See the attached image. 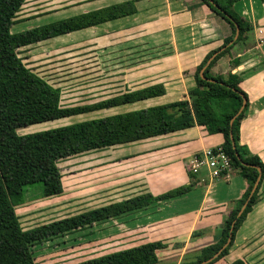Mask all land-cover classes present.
Returning <instances> with one entry per match:
<instances>
[{
    "label": "crops",
    "instance_id": "crops-1",
    "mask_svg": "<svg viewBox=\"0 0 264 264\" xmlns=\"http://www.w3.org/2000/svg\"><path fill=\"white\" fill-rule=\"evenodd\" d=\"M126 2L133 3L135 13L24 47L39 48L43 60L39 66L33 64L40 70L36 74L61 94V84L48 77L53 68L45 59L54 61L62 77L71 67L78 78H87L86 86L80 87H87L93 103L163 85L161 96L96 111L103 113L98 117L189 102L188 90L196 85V68L231 36L229 25L201 0H70L56 8V13L74 17ZM233 10L252 24L253 31L247 46L233 45L211 65L209 75L231 73L241 78L239 87L247 95L248 109L235 131L237 143L247 157L257 156L264 165V3L240 0ZM222 144L221 134L209 135L196 126L111 148L117 153L113 160L117 159L119 169L129 173L120 180V185L128 183L122 189H133L135 193L107 204L144 193L157 196L182 186L193 187L181 196L119 217L118 224L105 228L99 239L123 243L112 252L161 241L166 247L159 251L157 264H189L196 260L202 249L218 241L223 221L247 189V183L236 172L229 181L209 184L201 180L204 176H192L186 170L190 156ZM258 195L259 201L238 228L227 255L213 264L237 260L264 264V178Z\"/></svg>",
    "mask_w": 264,
    "mask_h": 264
},
{
    "label": "trees",
    "instance_id": "trees-1",
    "mask_svg": "<svg viewBox=\"0 0 264 264\" xmlns=\"http://www.w3.org/2000/svg\"><path fill=\"white\" fill-rule=\"evenodd\" d=\"M201 1L229 25L231 36L196 68V85L188 90L189 102L183 100L19 135L18 129L32 125L158 97L164 94V88L158 84L92 104L63 106L60 90L27 68L18 51L54 37L131 15L135 13L133 3L126 2L14 33L11 28L18 22L17 16L26 0H0V264H36L32 252L35 244L84 230L189 192L192 184L157 196L144 193L27 230L22 228L16 213V208L25 203L23 188L26 186L40 184L41 199L63 194L58 164L64 160L196 126L209 135L223 136L221 147L229 156L234 172L247 183V189L234 202L233 210L223 221L218 241L202 249L199 257L189 264H202L210 259L205 264H213L227 255L238 228L259 201L264 165L257 156L247 157L237 143L235 131L248 109L247 95L239 87L241 78L231 73L212 77L209 69L233 45L242 43L246 47L253 26L234 12L233 5L240 0ZM261 2L264 3V0ZM237 28L238 37L230 44ZM222 48L207 65L209 58ZM242 106L241 113L230 125V120ZM258 178V185L250 196ZM245 202L247 204L238 216ZM230 233L229 244L215 256L227 242ZM165 247L166 244L161 241L145 242L73 264H157L158 253ZM231 264L244 263L237 260Z\"/></svg>",
    "mask_w": 264,
    "mask_h": 264
},
{
    "label": "rangeland",
    "instance_id": "rangeland-1",
    "mask_svg": "<svg viewBox=\"0 0 264 264\" xmlns=\"http://www.w3.org/2000/svg\"><path fill=\"white\" fill-rule=\"evenodd\" d=\"M68 1L70 0H26L17 16L18 22L13 26L12 32L18 33L20 30L35 25L43 26L72 17V15L69 16V13L68 16L66 13L62 14L61 11L56 13V8L60 9L62 7L61 5ZM47 14H49V16L43 17ZM38 51V47L21 48L18 51L19 57L29 69H37L35 73L40 72V70H38V67L34 68L33 64L36 62L39 66L40 60H43L41 59L43 57L39 56ZM47 58H49L47 60H50V57ZM44 62L51 65L50 68H53V72L50 73V75L48 72L50 80L54 83L61 84V104L63 106L93 103V98L89 97L90 94L87 92V87H80L86 86L87 78H78L79 76L74 73L75 70L71 67L65 70L66 76L62 77L61 70L57 69L56 65H53L54 61L46 62L45 59ZM45 71H47V69H42V72ZM100 115H103V113L93 112L67 119L50 121L18 129L17 133L19 135H24L38 132L93 119ZM114 150L115 149H108L90 152L60 162L58 166L61 170L64 188V192L60 196L41 199L42 187L40 184L24 187L23 196L25 203L16 208V213L22 228L27 230L54 220L73 216L135 193L133 189H122V187L126 186V184L128 185V183L120 185V180L123 179L122 177L126 179L129 173H122L119 169V164L116 163L117 159L113 160V157L117 155ZM121 193L124 194L119 195ZM119 219L120 218L111 219L84 230L35 244L32 247V252L36 259L35 263L73 264L105 255L118 249L123 246V243L118 245L116 239L107 243L99 238L104 236L105 228H114L118 224L116 222ZM109 222L110 224H108ZM106 224L107 226L104 227Z\"/></svg>",
    "mask_w": 264,
    "mask_h": 264
},
{
    "label": "built area",
    "instance_id": "built-area-1",
    "mask_svg": "<svg viewBox=\"0 0 264 264\" xmlns=\"http://www.w3.org/2000/svg\"><path fill=\"white\" fill-rule=\"evenodd\" d=\"M186 170L192 176H204L202 181L209 184L229 181L234 173L229 156L221 146L205 149L188 158Z\"/></svg>",
    "mask_w": 264,
    "mask_h": 264
},
{
    "label": "water",
    "instance_id": "water-1",
    "mask_svg": "<svg viewBox=\"0 0 264 264\" xmlns=\"http://www.w3.org/2000/svg\"><path fill=\"white\" fill-rule=\"evenodd\" d=\"M238 34H239V30H238V28H237V29H236V33H235V36H234L233 40L230 42V44H232L234 41H236V39H237V37H238ZM230 44H229V45H230ZM223 49H224V48L220 49L218 52H216L214 55H212V56L209 58V60H208V62H207V65H208V64L210 63V61H211V60L217 55V53H219V52L222 51ZM202 72H203V70L201 71V73H202ZM242 109H243V106H242V107L238 110V112L232 117V119L230 120V125L233 124L234 120H235L236 117L241 113ZM236 157L239 158L237 153H236ZM258 172H259V174H260V170H259V169H258ZM258 182H259V178L256 180V182H255V184H254V186H253V188H252V191H251L250 196L254 193V191H255V189H256V187H257V185H258ZM246 204H247V202H245V204L242 206L241 210H240L239 213H238V216L241 215V213H242V211L244 210ZM230 237H231V233H230V236H229V238L227 239V242L225 243V245L221 248V250H220L215 256H217V255H218L223 249H225V248L227 247V245H228L229 242H230ZM211 260H212V259L208 260L207 262H209V261H211ZM207 262H204V263H202V264H205V263H207Z\"/></svg>",
    "mask_w": 264,
    "mask_h": 264
},
{
    "label": "bare ground",
    "instance_id": "bare-ground-1",
    "mask_svg": "<svg viewBox=\"0 0 264 264\" xmlns=\"http://www.w3.org/2000/svg\"><path fill=\"white\" fill-rule=\"evenodd\" d=\"M81 175V174H80Z\"/></svg>",
    "mask_w": 264,
    "mask_h": 264
}]
</instances>
